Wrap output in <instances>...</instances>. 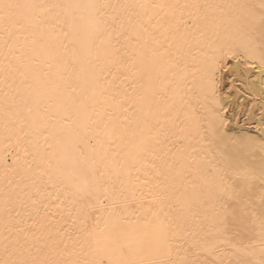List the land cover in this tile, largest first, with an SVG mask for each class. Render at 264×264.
Here are the masks:
<instances>
[{"label": "snow or ice", "instance_id": "obj_1", "mask_svg": "<svg viewBox=\"0 0 264 264\" xmlns=\"http://www.w3.org/2000/svg\"><path fill=\"white\" fill-rule=\"evenodd\" d=\"M225 46L264 63V0H0V264H264V136L201 102Z\"/></svg>", "mask_w": 264, "mask_h": 264}, {"label": "bare ground", "instance_id": "obj_2", "mask_svg": "<svg viewBox=\"0 0 264 264\" xmlns=\"http://www.w3.org/2000/svg\"><path fill=\"white\" fill-rule=\"evenodd\" d=\"M46 2H56V0H46ZM111 2L125 3L132 0H111ZM213 2L237 3L243 0H213ZM193 54L201 62L197 67L203 66L205 60L208 62L207 66L211 69V79L214 82V95L209 94L207 101L201 97V102L221 110L220 115L225 118L226 130H230V135L252 137L259 143L261 136H264V127L261 125V115L264 113V63H261L259 55L250 56L243 49L230 46L216 50L204 49L203 52ZM108 79L111 80L112 77L108 76ZM121 80L123 76L118 75L112 90L120 86ZM189 81H192V76H189ZM193 86L198 87V84L193 82ZM5 147L0 138V202L3 199ZM8 151L14 154V147L8 148ZM11 154L8 157L9 164L12 161ZM2 230L3 215L0 212V231ZM255 231H259L258 225L255 226Z\"/></svg>", "mask_w": 264, "mask_h": 264}, {"label": "rangeland", "instance_id": "obj_3", "mask_svg": "<svg viewBox=\"0 0 264 264\" xmlns=\"http://www.w3.org/2000/svg\"><path fill=\"white\" fill-rule=\"evenodd\" d=\"M231 95V94H230Z\"/></svg>", "mask_w": 264, "mask_h": 264}]
</instances>
